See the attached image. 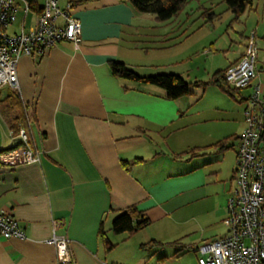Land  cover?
<instances>
[{
    "label": "crops",
    "instance_id": "0c3cea01",
    "mask_svg": "<svg viewBox=\"0 0 264 264\" xmlns=\"http://www.w3.org/2000/svg\"><path fill=\"white\" fill-rule=\"evenodd\" d=\"M189 2L183 14L181 10L159 22L126 0H58L60 8L72 4L81 42L76 48L63 41L43 56L19 58L16 92L27 120L24 126L13 128L20 110L5 108L9 91L0 89V152L21 143L17 131L22 127L38 156L36 162L13 167L0 163V212L10 211L25 233L24 239L0 236V264H56L55 249L45 242L53 232L70 240L68 264H166L184 250L196 254L191 247L228 234L223 220L235 164L226 179L221 161L233 147L230 117L220 128L227 133L218 137L209 119L188 124L181 97L168 99L164 89L115 76L110 69V62L117 61L150 75L138 68L153 65L146 58L150 45L163 39L166 49L181 47L168 55L165 65L202 69L209 78L195 80L208 81L215 71L240 59L253 32L264 90V0H252L239 17L245 21L242 41L227 47L231 59L216 70L207 53L226 52L216 48L218 36L207 46L203 37L192 36L219 14L207 0L193 7ZM194 8L200 11L196 16ZM204 9L217 17L204 15ZM31 13L32 21L24 19L25 29L34 24ZM22 20L23 15L15 24L16 17L8 32H18ZM170 72L182 76L185 70ZM250 91L237 90L238 100L223 93L243 111ZM221 139H226L222 150L209 147L192 157L185 153ZM130 207L150 223L131 234L115 233L113 219ZM152 240L164 245L142 247Z\"/></svg>",
    "mask_w": 264,
    "mask_h": 264
},
{
    "label": "built area",
    "instance_id": "2783aa9c",
    "mask_svg": "<svg viewBox=\"0 0 264 264\" xmlns=\"http://www.w3.org/2000/svg\"><path fill=\"white\" fill-rule=\"evenodd\" d=\"M19 11L23 15L22 26L18 32L9 33ZM31 12L35 14L34 24L25 29L24 19ZM63 41L76 48L81 42V25L72 15L71 3L60 8L58 0H0V89L18 90L16 66L21 56H43ZM257 55L252 32L240 59L224 73L230 87L251 91L244 104V127L235 148L227 215L223 220L228 234L191 247L198 254V264H264V90L256 68ZM17 136L19 145L0 152L4 166L38 161L25 129L19 127ZM0 236L25 238L17 218L8 210L0 212ZM45 242L54 247L56 264L72 261L66 236L53 232Z\"/></svg>",
    "mask_w": 264,
    "mask_h": 264
},
{
    "label": "rangeland",
    "instance_id": "374dc122",
    "mask_svg": "<svg viewBox=\"0 0 264 264\" xmlns=\"http://www.w3.org/2000/svg\"><path fill=\"white\" fill-rule=\"evenodd\" d=\"M198 0H190L188 7H193ZM206 1V0H204ZM208 3H212L211 6L212 12L219 14L218 18L213 20L212 25L205 26L200 29V31L197 32L192 36V38H200L203 37L201 40H203L204 45L207 46V41L212 39V37H217V43L216 48L220 47L219 49H225L226 52H210L208 60H211L214 69H219L224 67L228 61H230L232 53L227 50L228 46L233 45L235 41H242V31L244 30V20L243 17L238 21H233L230 23V17L231 13L226 9V4L220 2V0H207ZM39 2V0H38ZM184 10V9H183ZM181 11V14L184 13V11ZM193 16H196L200 11H196L195 8L193 10ZM197 13V14H196ZM146 16H153L149 13H145ZM17 21L15 24L19 22V20L22 19V13L17 14ZM33 16L32 13L28 15L25 20L27 22L32 21ZM204 18H202L203 20ZM14 24V25H15ZM196 26H194L192 29L195 30ZM188 34L191 35V30H188ZM189 43L191 41H188ZM144 45V44H143ZM140 45V46H143ZM168 46L166 42L161 39L157 40L155 44L150 45L149 53L147 55L149 63H152V66H146L142 68H138L141 73H150V74H156V73H172L170 71H184L182 73V77L186 79V81H194L195 79H202L206 80L209 78L207 74L203 72V70H196L195 68H187L186 65L171 69L167 65H165L166 61L168 60V55L171 56V54L175 51V54L177 53L176 50H180L181 47H170L172 49H166ZM145 46H149L146 44ZM237 46H235L236 48ZM208 49L203 50L204 54L207 52ZM206 57V56H205ZM212 67V66H210ZM214 71V70H213ZM180 73V72H179ZM7 89V88H6ZM10 89H8L9 91ZM190 90L192 91L191 94L181 97V102L184 106V109H187V121L190 125L193 123L196 119H209L208 126L212 127L214 126V129L216 133L219 135L218 137H221L224 131V134L227 133V130L220 129L224 127L223 119H228L230 117V133L234 134L235 136L232 137L229 141L230 145H233V147L230 149H227L224 152V157L221 161V167L225 168L224 174L226 173L225 178L227 179L230 176L231 169L229 168L230 165L235 164V157H234V149L237 146V139L236 137L241 134L243 127H244V115L242 111V106L238 103H234L230 101L225 93L221 91L217 86L215 85H207L205 88H199L191 86ZM242 93H245L242 91ZM9 94L10 91H9ZM238 100L237 96H235ZM230 114H229V112ZM216 119L218 120L216 123ZM20 126H24L22 123ZM19 126V125H18ZM221 126V127H220ZM227 126V125H226ZM225 126V127H226ZM188 134L191 132L192 128L191 126L188 127ZM216 134H214L215 136ZM224 226L222 225V228ZM198 254H194L191 250H184V253L181 252V255L179 259L173 258L169 259L166 264H177L176 261L179 260L178 264H198L197 262Z\"/></svg>",
    "mask_w": 264,
    "mask_h": 264
},
{
    "label": "trees",
    "instance_id": "16d2710c",
    "mask_svg": "<svg viewBox=\"0 0 264 264\" xmlns=\"http://www.w3.org/2000/svg\"><path fill=\"white\" fill-rule=\"evenodd\" d=\"M30 3H33L34 0H28ZM128 1L135 10L141 13H149L154 16V18L159 21H166L174 16H176L183 7L188 3L189 0H126ZM220 2L226 4V8L233 15L231 21H237L239 17L248 9L251 8L252 0H220ZM203 14L210 15L211 17H217L210 12V9H204ZM110 69L113 75L125 78L131 81L148 83L155 86H158L165 90L166 98L174 100L179 97H183L192 93L190 90L191 86L205 88L207 85H215L220 90L225 93L235 96L237 90L230 87L224 79L225 69H219L215 71L208 81L195 80L193 82L186 81L182 76L174 73H156L150 75H140L135 72L133 69L127 67L122 62L111 61ZM8 89V88H7ZM11 94L5 97V100H8V103L5 104V108L9 109L12 106H16L20 110V114L13 118L12 126L17 128L19 123H25L26 116L22 105L17 96L15 90H9ZM226 139H221L214 144L202 148L193 147L188 149L185 153L189 156H196L199 154L200 150H205L209 147H216L220 150L225 148ZM150 223L147 216L137 211L135 208L130 207L117 215L112 223L111 228L115 233H133ZM164 244L157 242L155 240L149 241L145 244H142V247L145 249H150L153 247L163 246Z\"/></svg>",
    "mask_w": 264,
    "mask_h": 264
}]
</instances>
